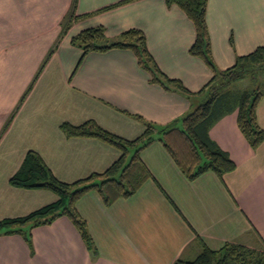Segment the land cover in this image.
Listing matches in <instances>:
<instances>
[{
    "label": "crops",
    "instance_id": "crops-1",
    "mask_svg": "<svg viewBox=\"0 0 264 264\" xmlns=\"http://www.w3.org/2000/svg\"><path fill=\"white\" fill-rule=\"evenodd\" d=\"M206 22L219 70L264 45V0H208ZM94 27L111 39L141 30L161 71L192 94L153 81L131 48L85 52L73 42ZM196 38L193 20L168 0H0V220L59 198L48 189L11 183L28 151L38 152L65 182L103 173L122 155L101 138L68 136L63 123L95 120L132 140L148 122L170 124L202 102L199 91L214 72L190 52ZM237 114L228 112L210 129L236 162L234 171L190 179L155 140L140 153L151 177L133 196L107 204L94 189L76 202L96 254L62 215L25 226L31 243L3 229L0 264H176L194 260L203 244L263 249L264 142L250 145ZM257 116L264 128V97Z\"/></svg>",
    "mask_w": 264,
    "mask_h": 264
},
{
    "label": "trees",
    "instance_id": "trees-1",
    "mask_svg": "<svg viewBox=\"0 0 264 264\" xmlns=\"http://www.w3.org/2000/svg\"><path fill=\"white\" fill-rule=\"evenodd\" d=\"M168 2L177 4L193 20L197 38L190 52L203 57L214 72L213 78L199 91L204 95L202 102L170 124L157 126L148 122L145 131L132 140L104 129L95 120H88L80 125L63 123L62 129L68 136L101 138L117 146L122 155L103 173H92L83 179L65 182L55 176L38 152L28 151L21 168L11 178V183L24 188L48 189L55 192L59 198L28 215L0 220V232L6 229L8 233H22L31 243L30 236L24 231L25 226L50 224L58 217L67 215L81 232L87 246L96 254L86 220L78 212L76 202L94 189L101 193L107 204L119 197L133 195L144 181L151 177L140 153L156 140V132L163 134L160 140L190 179L206 171H213L223 177L225 173L236 169L237 164L229 153L210 136L212 126L228 112L237 109L238 126L254 149L264 142V128L260 126L257 116V107L264 96V89H246L238 93L230 89L235 82L246 77L259 79L264 74V45L239 56L232 67L219 70L211 54L206 22L208 0ZM73 42L85 52L131 48L135 51L139 63L151 73L153 81L159 82L167 89L192 94L181 80L169 78L161 71L147 48L144 33L139 29L132 28L120 38L111 39L106 36L103 27H94L82 31L73 38ZM131 150H135V153L131 160L127 161ZM176 264H264V248L255 249L239 243H227L215 250L203 244L202 251L194 260L179 259Z\"/></svg>",
    "mask_w": 264,
    "mask_h": 264
},
{
    "label": "rangeland",
    "instance_id": "rangeland-1",
    "mask_svg": "<svg viewBox=\"0 0 264 264\" xmlns=\"http://www.w3.org/2000/svg\"><path fill=\"white\" fill-rule=\"evenodd\" d=\"M260 75V74H259ZM253 88H259V89H264V74H262L260 77H259V79H252L251 77H246L245 79H243V80H240V81H237V82H235L232 86H231V90L234 92V93H238V92H240V91H243V90H246V89H253ZM203 95V94H202ZM204 96V95H203ZM264 97V96H263ZM203 99H204V97H203ZM154 137L156 138V140H159L160 141V138L161 137H163V134H161V133H155L154 134ZM163 143V142H162ZM163 145H164V143H163ZM165 146V145H164ZM165 149H166V147H165ZM135 153V150H131L130 151V153H129V155H128V158H127V161H130L131 160V158H132V156H133V154ZM173 160H174V158H173ZM175 161V160H174ZM182 171V170H181ZM183 172V171H182ZM183 174L186 176V177H188L184 172H183ZM150 178H147L145 181H144V183L147 181V180H149ZM143 183V184H144ZM142 184V185H143ZM138 191V190H137ZM136 191V192H137ZM89 192V191H88ZM87 192V193H88ZM135 192V193H136ZM134 193V194H135ZM133 194V195H134ZM133 195H131V196H133ZM131 196H129V197H131ZM129 197H124V198H129ZM119 198H121V197H119ZM118 199V198H117Z\"/></svg>",
    "mask_w": 264,
    "mask_h": 264
}]
</instances>
